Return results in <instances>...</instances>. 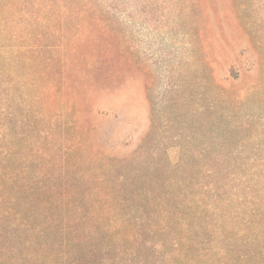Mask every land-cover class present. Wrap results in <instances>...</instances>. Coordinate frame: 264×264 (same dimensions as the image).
<instances>
[{"label": "rangeland", "instance_id": "374dc122", "mask_svg": "<svg viewBox=\"0 0 264 264\" xmlns=\"http://www.w3.org/2000/svg\"><path fill=\"white\" fill-rule=\"evenodd\" d=\"M193 2L197 0H92V8L122 32L138 68L118 73L105 85L112 88L111 96L101 100L99 111L90 112L91 141L113 160L134 159L130 168L142 173V180L133 181L137 188L177 195L181 216L202 242L189 256L197 255L202 264H264V166L250 160L264 156V89L247 99L253 79L264 81V62L252 64V54H240L247 48L255 53L245 31L257 36L254 43L264 53V0ZM69 8L80 10L83 4L75 1ZM0 54L8 69L15 68L11 49ZM13 104L20 115L26 114L24 104ZM153 124L159 153L140 156L136 146ZM123 139L128 144H121ZM49 182L53 180L40 179V184ZM54 184L63 186L62 181ZM95 199L92 188L81 184L70 200L90 211ZM98 214L105 219L98 236L87 242L88 248H97L83 259L85 264H160L158 249L148 238L136 256L132 249L126 251L134 243L120 240L119 224L108 232L109 219L121 218L100 209ZM50 231L51 247L69 250L63 246L66 235Z\"/></svg>", "mask_w": 264, "mask_h": 264}, {"label": "trees", "instance_id": "16d2710c", "mask_svg": "<svg viewBox=\"0 0 264 264\" xmlns=\"http://www.w3.org/2000/svg\"><path fill=\"white\" fill-rule=\"evenodd\" d=\"M75 1L83 8L70 9ZM193 3L206 6L210 0ZM58 4L64 8L54 9ZM245 34L256 45L255 53L247 48L240 54H252V64L261 65L264 53L254 43L257 36ZM121 36L105 13L92 8V0H0V53L11 49L15 67L8 69L0 54V264H85L83 259L97 248H88L87 242L98 236L105 219L96 215L98 209L121 218L109 219L108 232L119 224L120 240L135 245L126 251L139 256L148 238L160 264H202L188 254L192 247L200 250L202 242L181 216L177 195L170 193L169 200L162 191L137 188L133 181L142 180V173L130 168L134 159L113 160L93 148L90 112L99 111L101 100L111 96L112 88L105 85L118 73L138 68ZM263 89L262 77H255L247 99ZM13 100L25 105L26 114L20 115ZM156 128L153 124L136 146L140 156L159 153ZM250 160L264 166L263 155ZM43 177L53 182L40 184ZM81 184L97 198L90 201V211L70 200ZM52 229L66 235L63 246L69 250L51 247ZM203 257L207 260L208 254Z\"/></svg>", "mask_w": 264, "mask_h": 264}]
</instances>
